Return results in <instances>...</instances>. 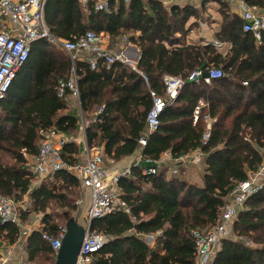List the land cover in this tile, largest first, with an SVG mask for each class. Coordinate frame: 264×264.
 Segmentation results:
<instances>
[{
    "label": "trees",
    "instance_id": "obj_1",
    "mask_svg": "<svg viewBox=\"0 0 264 264\" xmlns=\"http://www.w3.org/2000/svg\"><path fill=\"white\" fill-rule=\"evenodd\" d=\"M208 1L219 5L221 24L215 37L230 44L225 55L211 45L185 44L187 21L199 18V11L190 6L167 8L159 0H118L110 2V12L104 13L95 12L90 3L84 11L79 0H46L44 21L54 38L74 40L87 31L103 32L111 41L124 37L140 50L137 69L148 86L119 63L108 69L101 65L97 71L86 62L74 63L82 112L96 108L94 121L86 127V141L89 148L102 146L105 158L118 162L139 149L150 92L164 96L165 75L185 82L177 99L162 112L158 130L141 148L144 161L152 163L133 166L117 183L131 217L115 212L92 220L90 231L112 237L92 264H196L191 231L212 229L235 187L263 163L253 145L264 148V36L256 41L243 32L240 18L230 12L226 0ZM237 1L264 13V0ZM211 66L221 69L222 78L209 84L187 82L191 72ZM72 68L65 52L46 40L36 41L0 101V195L17 203L29 198L28 208L18 212L22 223L29 215H43L41 230L27 241L29 260L38 253H52L42 235L56 237L76 210L78 179L58 172L54 181L32 187L35 177L24 157L37 154L40 132L76 135L79 120L66 113L70 92L58 97L56 91ZM199 101L205 107L192 124ZM205 117L212 121L207 141ZM196 149L203 153L204 163L199 185L166 177L162 171L143 173L165 152L179 158ZM78 154L72 141L61 149L69 165L78 163ZM51 207L60 213H51ZM15 226L0 225L11 232L17 230ZM231 230L234 239H222L210 264H264V186L244 202ZM151 235L152 246L145 243Z\"/></svg>",
    "mask_w": 264,
    "mask_h": 264
},
{
    "label": "built area",
    "instance_id": "obj_2",
    "mask_svg": "<svg viewBox=\"0 0 264 264\" xmlns=\"http://www.w3.org/2000/svg\"><path fill=\"white\" fill-rule=\"evenodd\" d=\"M79 1L84 11H87V5L90 3L95 12L108 13L110 2L117 0ZM122 1L129 2L130 0ZM45 3L46 0H0V27L2 24H7L10 29L6 31L5 28H0V101L5 98L17 72L28 60L32 44L40 40H46L65 52L72 64L81 58L91 70H97L99 63L107 69L111 65L119 63L139 73L135 64L123 52H111L103 45L101 34L87 31L83 36L74 40H61L51 36L44 21ZM240 7L239 17L243 32L251 33L257 41H260L261 37L264 36V13L247 6L243 2H241ZM125 40L123 38V41ZM211 46L220 50L223 45L219 42H213ZM204 73L208 75L206 78H202ZM222 76L221 69L211 66L206 70H194L189 74L187 82L202 80L204 83L209 84L210 81L220 79ZM162 83L165 97L150 92L151 107L145 119L146 135L138 139V144L141 147H144L148 137L158 130L159 118L162 112L169 102L172 103L177 99L185 84L181 78L173 76H164ZM65 90H69L73 97H78L77 76L74 70H72L66 81L58 83L57 95L61 97ZM203 106L202 101L197 103L193 112V123H196L200 109ZM205 119L206 132L204 140L207 141L211 121L208 117H205ZM40 135L42 139L37 154L35 156L24 154V157L30 160L29 169L35 177L34 185H39L46 177L58 172H67L78 178L82 187L90 191V206L87 211L89 221L115 212H123L129 217L131 216L130 207L121 199L120 193L116 191L119 179L127 176L129 170L117 176L112 175L105 166L101 150L98 148L90 149L89 147L85 148V163L80 162L69 165L61 156V149L69 140L52 131L48 133L40 132ZM201 157L202 153L199 150L193 157L192 162L198 163ZM184 160V157H180L177 161L184 162ZM145 162L152 163L150 160H145ZM159 164L160 162H153V166L144 169L143 173L156 174V168ZM256 173H251L245 182L239 183L235 187L230 197L231 204L225 206L220 220L212 229L208 231H191L190 236L195 245L196 264H210L220 249L227 228L233 224L238 212L243 209L244 202L264 186V175L260 177L261 182L255 183L257 181L254 178L257 175ZM4 224L21 225L16 202L12 198L0 195V225ZM65 233L66 228L60 227L56 237L53 238L43 234L42 239L49 244L53 251L57 252ZM111 240V236L95 233L87 228L84 232L76 264H92L94 256ZM0 264H4V261L1 260Z\"/></svg>",
    "mask_w": 264,
    "mask_h": 264
},
{
    "label": "crops",
    "instance_id": "obj_3",
    "mask_svg": "<svg viewBox=\"0 0 264 264\" xmlns=\"http://www.w3.org/2000/svg\"><path fill=\"white\" fill-rule=\"evenodd\" d=\"M13 1H17V0H13ZM159 1L163 4V6H165L167 8H169L171 6H179V7L190 6V7H193L194 9H197L199 11V18H190L186 23V28L188 30V33L185 36V40H184L186 45L197 44V45H202V46H208V45H211V43H213V42H219L216 40L215 34L219 30V27L221 24V17L219 15V5L216 2H214V1L213 2H210V1L207 2V0H159ZM226 1L228 2L230 12L239 17L240 12H241V7H240L241 1H237V0H226ZM114 2H116V1H114ZM203 3H204V5H202ZM213 4H217V7H215V9L213 10V11H215L214 12L215 15L214 14L212 15ZM201 6H202V9H201ZM109 12H110V10H109ZM211 16H214V19ZM0 28H5L4 30H6V31L10 30L7 24H2ZM47 29H48V27H47ZM48 32H49V29H48ZM49 34H50V32H49ZM99 34H101V37L103 40V45L105 47H107V49H109L111 52H114V53L123 52L129 58V60L135 64L136 69H137V63H138L139 58H140V50L135 44L128 42L127 40L123 41L124 37L122 39L117 40V41H111L109 38V35L107 33L102 32ZM219 43H221L223 46L218 51L222 55H225L230 49V44L222 43V42H219ZM77 62L81 63V62H85V61L80 58L77 60ZM72 65H73V68L71 69V72H72V70H74V64H72ZM101 65L102 64L99 63L98 69ZM97 70H95V71H97ZM137 71L139 73H137L135 71L134 72L137 73L139 76H141L143 81L148 86L147 78L138 69H137ZM71 72H70V74H71ZM70 74H69V76H70ZM165 76H170V75H165ZM77 89H78V87H77ZM72 97L73 96L70 92V98H69V102H68L69 110H67L66 113H68L69 115L77 117V119L79 120L78 131L79 130L80 131L79 132L77 131L75 136L69 137V138L66 137L65 135L61 134V133H58V134L64 136L66 139H68L69 140L68 142L72 141L73 143H75L78 146V149H79V154L77 157L78 163H80V162L85 163V160H86L85 159V154H86L85 148L89 147L87 144V141H86V127L89 124V123L87 124V122L94 121L93 116H94V114H96L95 113L96 108L93 107L88 112L83 113L82 109H81V104L79 101V93H78V97H74V101H75L74 105L72 104L73 103ZM163 97H165V93H164ZM172 103L169 102L168 105L172 104ZM203 107H205V104ZM192 124H195V123H193V115H192ZM145 135H146V124H145L144 132H143L142 136H145ZM95 148L100 149L102 152V155H103V147L102 146L93 147L90 149H95ZM141 148L142 147L139 145V149H137L132 155L125 157L118 162H113V161L105 158L103 155L105 166L107 167L108 171L112 175H116V176L120 175L121 173H123L126 170L130 171V169L133 166L140 165L143 162H145L143 155L141 153ZM198 151H199V149H196V150L192 151L191 153H189L185 156H182L185 158L184 162L177 161L180 157L179 158H173L171 156L170 152L163 153L161 155L160 159L158 161H156V162H160V164L156 168V173L158 171H162L164 173V175H166V177H169V178L174 177V178L181 179L183 181H188L191 184L199 185L201 183V173L199 172V170L201 168L204 169V163L202 161L203 153L201 152L202 157L200 159L201 160L200 165H202V167L200 165L196 166L197 163L195 164L192 162L193 157L197 154ZM145 163H147V162H145ZM27 165L29 167L30 160H27ZM52 176L46 177L44 180H42L41 183L54 181V178L52 179ZM78 181H79V194H78V198L76 199V201L74 203L76 205L77 213L74 216V218L73 217L72 218L85 231L87 228H89V230H90V225L92 222V220L89 221L87 219V211H88L89 206H90V191L88 189H85L82 187L79 179H78ZM36 186H38V185H34V181H33L32 187H36ZM116 191L119 193L117 187H116ZM22 204H24V206H26L24 208H26V209L28 208L30 202H29V198L27 196L24 197ZM22 210L24 211L25 209H22ZM42 218H43L42 214L29 215L27 220L24 223L20 222L21 225L15 226V227H17V230L13 231V232H11L7 228L0 227V261L3 260L4 264H20V263H23V264H25V263H27V264H54L55 263L57 252L53 251L52 249H51L52 253H38L32 260H29V258H28V252H27L28 238L30 237V235L33 232L41 230V228L43 226L42 225ZM148 237L149 236L145 237V239ZM153 238H154V236H153ZM229 239H234V238H231V236L229 235ZM146 244H149V241ZM152 245H153V241H152L150 246H152Z\"/></svg>",
    "mask_w": 264,
    "mask_h": 264
},
{
    "label": "water",
    "instance_id": "obj_4",
    "mask_svg": "<svg viewBox=\"0 0 264 264\" xmlns=\"http://www.w3.org/2000/svg\"><path fill=\"white\" fill-rule=\"evenodd\" d=\"M207 76V73H204L202 78ZM84 232V229L74 219L67 222L66 233L61 240L54 264H76Z\"/></svg>",
    "mask_w": 264,
    "mask_h": 264
},
{
    "label": "rangeland",
    "instance_id": "obj_5",
    "mask_svg": "<svg viewBox=\"0 0 264 264\" xmlns=\"http://www.w3.org/2000/svg\"><path fill=\"white\" fill-rule=\"evenodd\" d=\"M215 7H217V4H213V8H212V15L214 14V12L215 11H213L214 9H215ZM215 15V14H214ZM211 17H213V19H214V16H211ZM72 104L74 105V97H72ZM93 117H95V114H94V116ZM89 122H87V124H88ZM212 123V122H211ZM80 131V130H79ZM78 131V132H79ZM253 147L259 152V154L261 155V157L263 158V163H262V165H261V167H260V170L258 171V173H256L257 175H256V177H254L255 178V180L257 179V181H255V183L256 182H261L260 181V177L261 176H263L264 175V148H259L257 145H253ZM200 163H201V160L196 164V166H198V165H200ZM201 167H202V165H200ZM200 168V167H199ZM202 171H203V169L201 168L200 170H199V172L200 173H202ZM258 184H260V183H258ZM231 204V200L229 199L228 200V202H227V205H230ZM16 205H17V212H19V211H22V209H26V208H24V207H26V206H24V204H22V203H17L16 202ZM226 205V206H227ZM55 210L56 209H54L53 207H51L50 208V211H51V213L53 212H55ZM57 211V214H59L60 213V210H56ZM76 213H77V211L75 210L73 213H72V217L74 218V216L76 215ZM61 218L60 217H58L57 218V223H61ZM231 227H232V225H230L228 228H227V230H226V233H225V235H224V238H229V235L231 236V238H234V234L232 233V230H231ZM149 241V244L148 245H151V243H152V241H153V236L151 235V236H149L148 238H146L145 239V243H147Z\"/></svg>",
    "mask_w": 264,
    "mask_h": 264
}]
</instances>
